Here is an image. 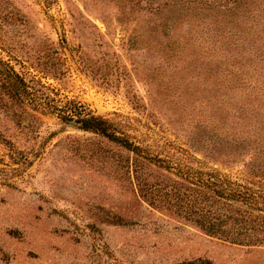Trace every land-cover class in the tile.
<instances>
[{
	"label": "rangeland",
	"instance_id": "1",
	"mask_svg": "<svg viewBox=\"0 0 264 264\" xmlns=\"http://www.w3.org/2000/svg\"><path fill=\"white\" fill-rule=\"evenodd\" d=\"M173 1L0 0V264H264V245L150 207L129 154L65 121L82 111L163 161L247 181L264 100L244 75L264 63Z\"/></svg>",
	"mask_w": 264,
	"mask_h": 264
},
{
	"label": "trees",
	"instance_id": "2",
	"mask_svg": "<svg viewBox=\"0 0 264 264\" xmlns=\"http://www.w3.org/2000/svg\"><path fill=\"white\" fill-rule=\"evenodd\" d=\"M171 5L191 11L195 21L212 20L223 30H238L237 34L226 32L229 41L249 46L254 51L253 61L264 63V0H174ZM259 74L255 79L247 70L244 86L257 100H264V72ZM78 114V120L65 121L76 122L81 130L97 133L129 154L126 161L132 184L142 185L137 189L151 200L150 207L156 208V201L173 204L171 207L181 220L209 238L244 247L264 245V161L259 160L262 154L260 144L256 149L258 141L244 140L243 146L247 149L251 143L255 152L243 155L251 156L245 173L247 181H243L210 169L205 163L193 161L196 168H184L170 158L163 161L106 120L91 114L82 117V111ZM152 166L165 174L160 183L153 180L149 171Z\"/></svg>",
	"mask_w": 264,
	"mask_h": 264
},
{
	"label": "water",
	"instance_id": "3",
	"mask_svg": "<svg viewBox=\"0 0 264 264\" xmlns=\"http://www.w3.org/2000/svg\"><path fill=\"white\" fill-rule=\"evenodd\" d=\"M71 125L79 126L76 122H70Z\"/></svg>",
	"mask_w": 264,
	"mask_h": 264
}]
</instances>
